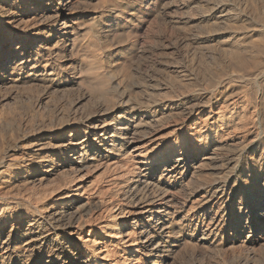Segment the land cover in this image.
<instances>
[{
  "label": "bare ground",
  "instance_id": "6f19581e",
  "mask_svg": "<svg viewBox=\"0 0 264 264\" xmlns=\"http://www.w3.org/2000/svg\"><path fill=\"white\" fill-rule=\"evenodd\" d=\"M89 1L0 0V83L17 68L23 70L28 57H33L36 64L21 84L53 90L80 86L71 75L77 64L68 52L71 35L75 43L87 23L74 10L86 8ZM240 1L156 3L158 14L178 24L177 30L186 31L196 22L197 30L181 39V46L206 44L208 54L224 59L225 66L214 73L208 66L204 71L198 68L194 59L189 73L177 67L187 78L183 80L171 71V60L177 57L165 54L171 92L194 87L191 93H175L159 102L154 88L147 86V69H131L134 75H143L145 85L117 71L111 77L119 101L94 103V115L60 123L58 134L42 126V139L25 136L14 147H0L1 186L8 187L12 180L33 186L45 166L68 168L73 176L43 194L36 186L24 195L0 187V264H184L181 256L200 248L223 255L238 249V264H264L256 257L260 250L264 253V12L259 21L251 15L252 8ZM137 2L142 7L149 0ZM174 5L180 17L170 13ZM198 9L201 15L195 13ZM121 12V16H97L89 25L93 36L118 40L142 20L133 5ZM255 32L263 34L261 39H253ZM221 37L226 39L215 44ZM40 58L46 59L44 65ZM138 90L141 97L134 95ZM169 118L174 120L169 132L154 130L155 122ZM55 140L65 142L53 144ZM37 146L39 150L27 151ZM69 157L77 162L69 163ZM199 161L213 166L217 175L205 180L200 192H189L188 210V203L176 210L171 192L179 186L176 174L188 176ZM92 165L115 169L107 184L94 193L81 183L85 175L79 176ZM52 169L46 173L50 175Z\"/></svg>",
  "mask_w": 264,
  "mask_h": 264
},
{
  "label": "rangeland",
  "instance_id": "374dc122",
  "mask_svg": "<svg viewBox=\"0 0 264 264\" xmlns=\"http://www.w3.org/2000/svg\"><path fill=\"white\" fill-rule=\"evenodd\" d=\"M157 2L158 0H149L150 4L147 3L141 7V5H139L137 0H90L88 3L89 6L86 7L87 9L80 8L79 10H74L75 14H80V13L83 14L86 19L85 21L87 22V23L85 22L86 24L81 28V32L75 39V43H73L75 35L74 34L71 35L70 39H72V41L69 44L70 53L68 52V55L69 54L70 56L73 55L72 58H74V60L76 61L75 64H77L76 72L71 73V75L73 78L78 80L80 86H71L69 88H65V90L64 88H58L55 90L45 88L47 91L43 89L44 87L42 88L39 86L33 87V85H27L26 87V85L21 84L22 83L21 81L26 78L27 74L33 70L36 64L35 58L28 57L29 62L22 65L23 70L20 71L17 68L16 69L17 72L15 74H13L12 76L4 77L5 80L3 78L0 83V145H1L0 147L3 148V146L4 147L6 146L5 147L6 149L8 147L9 148L14 147V142L15 143L17 142L19 144V142L22 141L25 138V136L26 137L35 136L40 140L43 138V135L45 134L44 132L40 131V129L42 128H43L42 130L50 129L49 131H53L54 133L58 134L59 131L57 127L61 125L60 123L66 124L68 121L73 122L74 119H79L83 117L84 115L89 116V117L94 115L96 112L95 110L96 107L94 103L102 102V101L114 102V100H116L115 102L119 101L120 100L119 94H116L117 92L114 93L112 89V80L114 78L113 75L115 73L117 74V71L119 72L122 71L123 76H126L129 79L132 78L131 80H133L134 82H137L139 85H145V79L143 75L142 76L139 74L134 75L133 73H131V69L132 68L136 69L140 67L142 72H145L147 69V80H148L147 86H149L150 84V87L154 88L153 93L156 94L154 95V99H156L159 102L169 99L170 96L175 97L176 94L184 95V94L191 93V91L194 90V87L191 89L185 90V91L177 90L175 92L176 94L174 92H171L169 81L166 77L165 70H164L166 53H169L170 55L173 54L172 56L177 57V60L176 59L171 60V62L174 61L171 64V68H172L171 71L174 72L175 75L178 74L180 78L182 79L184 78L183 80H186L187 78L184 77L183 74L178 73L180 72V70H177V67H181L180 68L181 70L187 71V73H189L188 70L192 71L190 62L193 63V59L194 61H196V64H198L197 65L198 68L201 66L200 69H202L203 71L206 70L207 66L208 68L211 67L209 69L207 68V70L211 69L210 71H212L213 73L219 70V67L221 65H224V59L221 57H218V55L215 56L214 58L213 56H211V54H208V47L206 44L201 45V44L185 43L182 46L180 44L181 39L183 40L190 33L195 32L197 30V27H195L196 22L192 23L187 28L186 31L182 32V30H179V29L177 30L179 26L178 24L176 25L174 22H172L169 17L167 18L163 16L161 17V15L158 14V12L156 11ZM241 3L243 5L249 6V10H251L250 8H252L251 15L254 18H257V20L259 18V21L262 20L263 18L262 13L264 12V1L263 0H245V1L242 0ZM132 5L135 6L142 20L136 21L131 25V27L128 29L129 32L125 33L128 35V36L126 35L127 38H125L126 37L125 34L121 36L123 39L122 38H119L118 40L113 39V41L112 39L105 40L102 38L101 40V39H97L95 35L93 36V33H92L93 31L89 30L91 29L89 25L92 26V24H94L93 20H95L97 16H99L100 14L101 15L102 14L117 15L118 13H119L118 16L119 15L121 16L122 15L121 11H123L124 7L132 6ZM170 13L173 16L180 17L182 15L181 11L178 9L176 5H174L171 8ZM195 13L198 15H201V10L198 9L196 10ZM86 25L88 27H86ZM90 32L92 34H90ZM259 34L263 36L262 33L255 32L253 39L254 40L261 39L262 36H260ZM257 36L260 38L258 39ZM225 39L226 37L218 38L216 39L217 43L216 41H214V43L218 44V42H220L221 40H225ZM114 40H117V41L120 40V41L117 42ZM171 44H172V47H171ZM167 46L169 47V49H167ZM244 50L245 48L241 47L239 51L244 54L245 52ZM182 51L185 53L184 55L182 54L183 57L182 55L178 56V53L179 52L181 53ZM195 52H197V56H194ZM179 60H181V62H179ZM20 62L21 60H19V62L17 63V66L20 65ZM39 62L42 65H44V63L46 62V59L40 58ZM214 63L216 65H214ZM152 66L156 67L157 70L151 71ZM188 66L190 68H188ZM149 70L151 72H149ZM10 78L13 79L15 83L14 82L9 83V81H11ZM149 81L151 82L148 83ZM80 88L82 91L80 90ZM67 89L69 90L67 91ZM75 90H77V92ZM85 94L88 96L87 98H84V100H82L83 99L82 96ZM134 95L135 97H141L140 90H138ZM126 106L128 105L125 104L124 107ZM54 110H55V113H54ZM108 113L110 112L109 111L107 113L105 112V116H109ZM167 120H169L171 123ZM167 120H164L166 122L162 121L161 123L155 122L153 124L154 130L156 129V131L160 132L161 134L169 132L170 131L169 127L171 124H173L174 120L173 118H169ZM158 127L160 129H158ZM67 135L70 136L69 134ZM11 137H13L14 139ZM64 142L65 140H61V141L55 140L53 144L62 145ZM18 144H15V146ZM28 148H27V151H34V150H39L40 147L37 146V147H33L32 149L31 148L28 149ZM68 162L76 163L77 161H74L73 158L69 157ZM202 163H206V162H202V161L197 162L195 164V167L191 170V173L188 176H183L180 173L176 174L177 180L179 182V186L177 185V187L171 188L172 197L174 195L173 204L176 205V206L174 205L176 210L182 209L183 204L185 205L186 203L188 204H186L185 209L188 210V208L191 206V203H189L188 201L189 194L190 193L195 194L196 191H199L201 188L200 186L204 183L205 180L206 181L212 180V178L216 177L217 171L215 170V168L210 165L207 166L208 163L205 166ZM113 167L114 166L108 167L106 165L105 166L100 165L98 167L96 165H92L91 167H89L88 170L86 169L79 173L80 177L81 175L82 176L85 175L84 177H82L83 179L81 183L85 184V187L87 188L90 186L89 187L90 190L88 189L89 192H91L92 188L93 190L91 193L97 192L100 190V188L102 189V187H104L107 184L106 180H109L111 176L114 174L115 169ZM209 168H211V170ZM50 169L52 168L51 167L46 168V166L43 167L38 172V174L36 175L34 179L35 182L33 186H36L34 188H36L38 192L41 191L40 194L48 192L49 189L50 191H52L53 189L55 190V188L56 189L60 188L62 187L61 185L64 184V183L62 184V182L73 179V176L67 172L68 168L59 166L56 169L55 168L52 169L51 170L52 173H50L49 175L48 173H46V170L49 171ZM64 171H66L65 173H67L71 177L68 176L67 174L66 175L63 174ZM43 173H45L46 175L48 174V176L45 175L46 178H43L45 177ZM62 174L65 176H63ZM40 179H42L43 181H41ZM8 185H7L8 187H6V184H2L1 186V181H0V187L11 188V190H13L15 193L20 192V194H23V195L27 194L29 188L31 190L33 187L30 184L26 185V183L25 182L23 183L22 180L21 181L12 180L11 182L8 183ZM188 185L189 187L191 186L190 189H188L189 188ZM41 189L45 191H42ZM199 250L197 253H194V254H193V251H189L187 254L182 255L180 258L181 260L180 263L183 262L184 264H192L193 263L192 259L194 255L196 256V262H194L193 264L195 263L196 264H238V262L240 261V259L238 258V255H240L239 253L241 251H238V249H235V250L228 249V251L224 252V255L220 254V252L218 253L216 250L210 251L211 253L210 252L207 253V251L204 249H201L200 251ZM260 252L256 253V257L258 260L260 259L263 260L264 253L262 252L260 253ZM185 256L187 257L185 258ZM236 257H237V260H235Z\"/></svg>",
  "mask_w": 264,
  "mask_h": 264
}]
</instances>
